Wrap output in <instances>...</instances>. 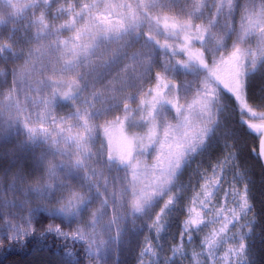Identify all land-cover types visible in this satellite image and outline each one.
Wrapping results in <instances>:
<instances>
[{
    "label": "rangeland",
    "instance_id": "rangeland-1",
    "mask_svg": "<svg viewBox=\"0 0 264 264\" xmlns=\"http://www.w3.org/2000/svg\"><path fill=\"white\" fill-rule=\"evenodd\" d=\"M0 71L1 196L62 188L90 264L255 261L264 0H0Z\"/></svg>",
    "mask_w": 264,
    "mask_h": 264
},
{
    "label": "trees",
    "instance_id": "trees-1",
    "mask_svg": "<svg viewBox=\"0 0 264 264\" xmlns=\"http://www.w3.org/2000/svg\"><path fill=\"white\" fill-rule=\"evenodd\" d=\"M195 38L192 36V39ZM7 77L5 72L0 71V89ZM261 86L264 87L263 84ZM249 90L253 88L249 87ZM13 138L8 147V156L24 158V171H28L32 168L30 160L34 161V157L29 155L32 152L20 147L19 141ZM38 187L33 190L35 194L26 204L13 201L7 194L1 196L0 192V264H90L86 244L77 239V228L60 215L57 205H52L47 198V193L54 198L68 193L56 186L52 193L37 192L41 189ZM261 187L264 189V182ZM255 203L259 235L257 239L260 240L258 254L252 264H264V190L259 202Z\"/></svg>",
    "mask_w": 264,
    "mask_h": 264
},
{
    "label": "snow or ice",
    "instance_id": "snow-or-ice-1",
    "mask_svg": "<svg viewBox=\"0 0 264 264\" xmlns=\"http://www.w3.org/2000/svg\"><path fill=\"white\" fill-rule=\"evenodd\" d=\"M260 127H264V125L260 126ZM258 126L257 125H253L251 129H257ZM261 145H262V150H261V155H264V140L261 141ZM242 203H241V208H247L248 207V201L245 197H241ZM233 218H235V216H233ZM193 223H195V221H192ZM230 223V221H228ZM224 227H227V224L224 225ZM221 231H223V228L221 229ZM245 248V245L243 242L240 243L239 245V251H243Z\"/></svg>",
    "mask_w": 264,
    "mask_h": 264
},
{
    "label": "flooded vegetation",
    "instance_id": "flooded-vegetation-1",
    "mask_svg": "<svg viewBox=\"0 0 264 264\" xmlns=\"http://www.w3.org/2000/svg\"><path fill=\"white\" fill-rule=\"evenodd\" d=\"M238 55H236V57H237ZM245 124L247 125V126H250V125H252V124H249L248 122H245Z\"/></svg>",
    "mask_w": 264,
    "mask_h": 264
}]
</instances>
